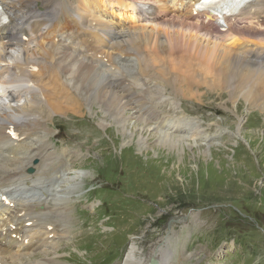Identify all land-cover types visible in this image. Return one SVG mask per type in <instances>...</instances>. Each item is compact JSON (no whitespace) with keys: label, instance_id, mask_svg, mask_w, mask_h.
<instances>
[{"label":"bare ground","instance_id":"1","mask_svg":"<svg viewBox=\"0 0 264 264\" xmlns=\"http://www.w3.org/2000/svg\"><path fill=\"white\" fill-rule=\"evenodd\" d=\"M198 1L0 0L12 28L25 20L29 25L19 34L29 38L0 42V194L6 197L0 199V264H32L37 250L55 249V243L70 235L68 206L74 188L61 184L71 169L48 152L50 138L59 133L45 121L55 114L67 115L70 107L79 114L83 98L99 92L108 108L120 114L134 110V128L144 122L163 124L159 109L170 89L184 95L203 87L241 92L264 103V0H252L232 19L225 18V32L208 10L194 16ZM140 3L150 5L148 15L136 11ZM8 30H0V41ZM180 46L205 58L203 73L179 64L174 51ZM178 78L177 88L168 85ZM90 102L97 105L99 97ZM141 128L150 130L145 123ZM189 128L196 136L198 129L184 120L173 122L171 129ZM159 132L154 133L158 145L176 148L183 141L175 133ZM29 168L34 174H27ZM137 250L132 243L123 264H145ZM153 257L163 264L160 250Z\"/></svg>","mask_w":264,"mask_h":264},{"label":"rangeland","instance_id":"2","mask_svg":"<svg viewBox=\"0 0 264 264\" xmlns=\"http://www.w3.org/2000/svg\"><path fill=\"white\" fill-rule=\"evenodd\" d=\"M178 48L185 54L174 51L179 64L204 72L203 56ZM178 90L161 100L163 124L144 122L148 132L144 123L134 128V110L108 108L103 92L83 98L79 114L70 107L67 115L45 121L59 133L48 152L71 169L61 184L74 188L71 231L57 248L37 250L29 263L123 264L135 243L145 264L157 250L163 264H264V103L241 92ZM182 120L198 129L196 136L190 128L171 129ZM156 132L175 133L184 142L158 145ZM31 168L27 174H34Z\"/></svg>","mask_w":264,"mask_h":264},{"label":"water","instance_id":"3","mask_svg":"<svg viewBox=\"0 0 264 264\" xmlns=\"http://www.w3.org/2000/svg\"><path fill=\"white\" fill-rule=\"evenodd\" d=\"M152 263H155V261H154V259H152V261H151Z\"/></svg>","mask_w":264,"mask_h":264}]
</instances>
